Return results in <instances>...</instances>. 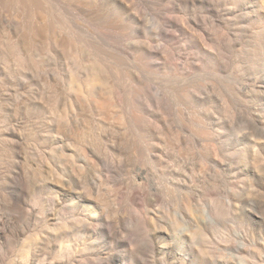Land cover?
I'll list each match as a JSON object with an SVG mask.
<instances>
[{
    "label": "rangeland",
    "instance_id": "obj_1",
    "mask_svg": "<svg viewBox=\"0 0 264 264\" xmlns=\"http://www.w3.org/2000/svg\"><path fill=\"white\" fill-rule=\"evenodd\" d=\"M0 264H264V0H0Z\"/></svg>",
    "mask_w": 264,
    "mask_h": 264
}]
</instances>
